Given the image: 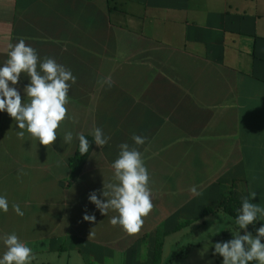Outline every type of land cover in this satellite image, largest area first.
Wrapping results in <instances>:
<instances>
[{
  "label": "crops",
  "instance_id": "crops-1",
  "mask_svg": "<svg viewBox=\"0 0 264 264\" xmlns=\"http://www.w3.org/2000/svg\"><path fill=\"white\" fill-rule=\"evenodd\" d=\"M19 39L76 82L69 81L70 118L52 145L26 129L19 138L18 124L0 111V195L9 202L8 212L0 210V258L4 237L15 232L34 264H147L150 257L155 264L158 240L159 262L222 264L195 235L218 226L222 212L229 223L206 236L230 240L233 229L243 234L234 217L243 198L264 208V0H0V66ZM108 76L111 87L102 82ZM29 82L22 73L24 102ZM96 127L111 137L102 149ZM77 133L91 141L73 167ZM133 134L145 143L136 145ZM122 143L138 148L150 174L154 207L137 234L112 225L118 212L102 215L88 199L112 179ZM85 208L95 222L83 220ZM262 224L258 215L248 230ZM170 237L177 248L166 253Z\"/></svg>",
  "mask_w": 264,
  "mask_h": 264
},
{
  "label": "clouds",
  "instance_id": "clouds-1",
  "mask_svg": "<svg viewBox=\"0 0 264 264\" xmlns=\"http://www.w3.org/2000/svg\"><path fill=\"white\" fill-rule=\"evenodd\" d=\"M8 48V58L0 66V111H6L18 124L21 130L17 132L19 138L24 137L23 130L26 129L40 144L52 145L59 136L57 130L61 123L70 118L67 107L68 92L71 84H75L76 77L70 69L57 63L54 58L45 57L41 61L37 51L24 39L9 44ZM22 73L30 78V82L23 88L29 98L28 102H24L17 87ZM102 82L109 87L114 83L111 76L103 78ZM76 135L79 139V153L84 156L89 151L90 142L83 133ZM93 136L95 144L101 149L111 139L104 134L101 127L94 129ZM62 138L63 143L70 144L73 132H65ZM132 139L136 145H143L147 138L133 134ZM118 147V158L111 164L112 179H104L102 189L91 191L88 199L102 215H107L109 210L118 212V216L111 217L112 225L119 224L128 234H137L144 224L143 218L154 207L150 174L138 148L130 147L127 143ZM191 191L199 194L195 186ZM251 196L253 199L256 193ZM0 210H9L6 195H0ZM13 210L19 216L24 215L19 204H13ZM238 211L235 224L243 230V234L232 233V239L215 242L213 255L221 256L222 264H250L252 261L264 264V224L256 229L255 235L248 230L249 225L255 226L258 215L264 216V208L249 202L245 197ZM219 215L224 218L222 212ZM83 220L95 222V213L89 214L85 208ZM4 244L7 250L0 258V264H31L35 259L33 250L15 232L4 237Z\"/></svg>",
  "mask_w": 264,
  "mask_h": 264
},
{
  "label": "rangeland",
  "instance_id": "rangeland-1",
  "mask_svg": "<svg viewBox=\"0 0 264 264\" xmlns=\"http://www.w3.org/2000/svg\"><path fill=\"white\" fill-rule=\"evenodd\" d=\"M217 221V225L218 226H216V227H214L215 225H206V226H204L203 227V229H205V231H202L200 234H198L199 235V237H197L198 235H195V238H202L203 239V244H202V247H203V250H204V252L205 251H209V250H212V247H214V244H215V241L214 240H211L210 238H208L207 236H206V234L207 233H213V232H211L212 231V229H216V228H218V230L219 231H221L224 227H225V224H227V222L229 223V221L227 220V218H221V217H219V218H217L216 219ZM234 226V224H232V226L231 227H233ZM251 232L253 233V235H255L256 234V230H253V229H251ZM233 233H237L234 229H233ZM204 235H205V237H204ZM163 237V236H162ZM162 237H160V238H162ZM171 238H173V237H170L169 239V241L166 243V245H167V247H166V249H165V252L167 253H169V252H171V253H173V252H175L176 251V246H175V242L176 241H174V238L173 239H171ZM189 240H187V242H188ZM225 241V240H224ZM216 242H218V241H216ZM205 254V256H206V258H207V255H206V253H204ZM205 256H203V258H202V260H205ZM150 257V256H149ZM55 259V258H54ZM145 259V258H144ZM151 259H152V257H150V260H149V258H147V261H149V262H147V264H151ZM190 259H193L194 260V256L193 255H191V257L189 258V261H191L192 262V260H190ZM209 259V258H208ZM165 260H163L162 262H159L158 264H165V262H164ZM184 261V260H183ZM169 262H170V259H169V261H168V263H166V264H169ZM170 264H171V262H170ZM173 264V263H172ZM174 264H187L186 262L184 263H181L180 261H177V262H174Z\"/></svg>",
  "mask_w": 264,
  "mask_h": 264
},
{
  "label": "trees",
  "instance_id": "trees-1",
  "mask_svg": "<svg viewBox=\"0 0 264 264\" xmlns=\"http://www.w3.org/2000/svg\"><path fill=\"white\" fill-rule=\"evenodd\" d=\"M86 138L89 140V142L91 141L90 138H88V137H86ZM86 155H84V156L80 155V153H79V145H78L77 153L71 159L72 166L73 167H77L85 159ZM221 207H222V205H221ZM212 211H213V209L207 208L205 210V213L212 212ZM238 214H239V211L236 214H234V217H237ZM162 252H163V242L161 240H158L157 241V246H156V253H155V264H157L162 259ZM31 264H34V263H31Z\"/></svg>",
  "mask_w": 264,
  "mask_h": 264
}]
</instances>
